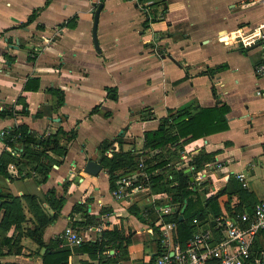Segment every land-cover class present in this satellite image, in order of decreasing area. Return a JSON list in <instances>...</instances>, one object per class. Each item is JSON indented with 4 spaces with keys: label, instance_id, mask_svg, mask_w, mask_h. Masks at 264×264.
I'll return each instance as SVG.
<instances>
[{
    "label": "crops",
    "instance_id": "obj_1",
    "mask_svg": "<svg viewBox=\"0 0 264 264\" xmlns=\"http://www.w3.org/2000/svg\"><path fill=\"white\" fill-rule=\"evenodd\" d=\"M45 2L0 0V156H11L6 174H0V191L20 202L7 213L0 203V264H43L40 249L44 246L45 251L46 246L39 245L28 229L38 225L37 213L50 217L56 210L57 216L39 230L45 243L58 237L60 245L66 243L63 233L70 226L80 242L97 240L103 246L72 253L64 264H100L104 255H120L113 243H118L127 224L132 233L123 242L126 256L114 264H149L159 244L170 252L185 248L188 239L176 240L175 225L162 227L169 221L167 214L155 220L159 234L129 209L166 201L164 194L169 192L153 190L150 178V195L142 190L116 199L106 167L91 175L83 166L87 158L101 162L99 145L107 140L111 145L107 155L130 150L137 160L133 171H140V158L149 167L156 160H146L162 154V149L147 148L144 132L155 129L169 109L188 103L229 107L226 129L184 142L164 165L153 167L157 171L152 176L173 178L170 169L195 166L201 152L211 153L210 161L223 163L200 185L194 177L191 180L199 189L208 184L201 196L214 194L217 210L214 213L205 204L206 214L192 221L193 231L210 228L220 235L226 221L248 211V199L254 204L264 200V95L256 93L264 86V75L254 69L264 59V44L257 39L264 31V0ZM99 3L97 49L92 25ZM33 78H38V87L26 89V81ZM53 89L62 90V103H57ZM19 124L28 127L27 141L17 140L13 133L14 148L4 137ZM53 135L65 146L63 152L45 149L54 158L52 166L32 167L35 162L23 155L26 146L42 149L34 139ZM125 143L131 146L125 148ZM237 171L245 173L246 186ZM50 190L62 197L58 208L49 200ZM259 240L261 251L264 235Z\"/></svg>",
    "mask_w": 264,
    "mask_h": 264
},
{
    "label": "trees",
    "instance_id": "obj_2",
    "mask_svg": "<svg viewBox=\"0 0 264 264\" xmlns=\"http://www.w3.org/2000/svg\"><path fill=\"white\" fill-rule=\"evenodd\" d=\"M49 0H46L47 3ZM142 1V0H138ZM41 8L37 7L33 10V12L28 16L27 20H31L36 14L37 10ZM149 20V19H148ZM28 57H32L30 54ZM31 80L36 81V84H31ZM38 78L28 79L25 83L26 89L37 88L38 87ZM212 91L214 96H216L215 88L212 87ZM53 92L57 95V103L60 104L63 102V92L60 89H53ZM113 97L116 94H112ZM192 103H188L182 107L169 109L168 114L165 117H162L158 123V126L153 130H147L144 132V145L147 148L155 149L161 148L162 154H153L150 158L146 160V162H152L156 160L152 165H149L147 170L152 169L155 166H162L166 163L167 159L173 157L178 151L180 147H182L184 142H187L192 139H196L213 132H217L220 130H224L228 127L226 113L229 110V107L226 103H221L220 105H212V106H200L193 105ZM28 127L25 124H19L10 130V133L4 137V140L11 146L15 147L14 143L10 141V137H12L13 133L17 134V140L27 141V131ZM74 132L71 131L70 135H73ZM12 135V136H11ZM35 143H40L43 148L42 149H31L26 146V149L23 151V155L35 162L32 165L34 168L40 167H51V161L54 160L48 153H45V149H52L57 153H62L65 146L60 145L58 138L56 135L49 136L47 138L36 137L34 139ZM110 142H113L112 140ZM111 148V145L107 142V140L102 141L99 145V148L102 149V155L100 157V163L103 167H106L109 174V182L111 188L114 186V182L118 176L129 173L135 169H137V160L135 154H133L130 150L124 151L119 149L117 151H112L111 155H107L105 150ZM164 157L160 159V157ZM196 165L195 168H199L203 165V163L210 161L213 159V155L207 152H201L196 156ZM11 159V156L8 153H4L0 156V174H6V166L8 161ZM57 162V160H55ZM20 168V165H18ZM171 172L174 173L173 178L168 177L166 174L155 175L151 177V186L153 190H164L169 192L171 195L172 202L179 204L178 211L167 214L165 216L166 220L174 221L176 224V240L183 243L187 240L193 231V223L194 219H202L205 216V204H209L215 213L216 205H215V195L211 194L205 198H202L201 192L208 191L207 188L203 185L202 189L190 180L189 176L186 174L183 168ZM43 172H46L44 170ZM170 172V173H171ZM172 179H175L176 183L172 182ZM173 183V184H172ZM205 183V182H204ZM49 200L52 204L55 205L56 208L59 207L60 202L62 201V197H56L54 190H50ZM8 198L6 200H2ZM0 203L3 205L5 212L9 211V209L18 208L20 202L18 198L10 193H6L0 191ZM161 202V201H156ZM207 202V203H205ZM185 204L184 210L182 212V218H178V213L182 205ZM246 210L252 211L254 207V202L246 203ZM130 211L141 221L149 224L153 229H155L160 234V229L157 225H155V220L158 218L157 213L154 211L153 206H147V216L142 215V210L137 206L129 207ZM58 211H54V213L49 217L44 213H37V222L36 225L32 229H28V233L36 237V240L39 245H45L46 250L42 253V263L43 264H64L67 262L68 256L72 253H79L84 251L93 252L96 248H103L102 244L95 241H82L75 243H63L60 245L62 238L58 237L52 239L49 243H45L40 234L39 230L43 224L52 220L57 216ZM16 215L17 218L21 219L23 214L18 212ZM111 232H115L114 230ZM132 233V228L130 224H127L122 229V237L119 239L118 243H113V247H117L120 252V255L117 253L107 254L101 257L100 264H114L120 258H125V245L123 242H128L130 240V235ZM218 234V232H216ZM264 235V229H262L256 236L253 248L258 250L261 248L260 236ZM117 239V237L115 238ZM115 242V241H114ZM162 247L159 244L156 253L151 257L149 264H156V259L159 254L162 252ZM117 252V251H116Z\"/></svg>",
    "mask_w": 264,
    "mask_h": 264
},
{
    "label": "built area",
    "instance_id": "obj_3",
    "mask_svg": "<svg viewBox=\"0 0 264 264\" xmlns=\"http://www.w3.org/2000/svg\"><path fill=\"white\" fill-rule=\"evenodd\" d=\"M264 44V31L257 37ZM258 76L264 75V59L254 66ZM256 93L264 95V86L257 87ZM3 133V130L0 131ZM223 167L218 160L207 161L199 168L189 166L192 176L200 183L208 173H214ZM139 170L131 171L117 177L114 186L110 189L112 196L116 199L130 198L131 195L147 190L148 182L157 169L147 170L145 163L138 159ZM236 177L243 186L247 185L246 175L243 171H237ZM147 195V194H146ZM150 195V193H149ZM168 199L163 202H152L154 211L160 218L163 214L178 211L179 204L170 201L171 195L164 194ZM145 198H147L145 196ZM142 215L147 216L146 208H142ZM162 227L176 226L174 221H164ZM221 234L210 228H200L193 231L188 238L185 248L173 249L172 254L168 249H163L156 259V264H207L214 260L213 264H253L264 262V250L258 251L253 248L257 234L264 229V200L257 202L252 211H242L238 217L226 221ZM160 234H162L160 229ZM63 236L66 243L79 242L80 238L73 232L70 226L66 227ZM119 264V263H116Z\"/></svg>",
    "mask_w": 264,
    "mask_h": 264
},
{
    "label": "water",
    "instance_id": "obj_4",
    "mask_svg": "<svg viewBox=\"0 0 264 264\" xmlns=\"http://www.w3.org/2000/svg\"><path fill=\"white\" fill-rule=\"evenodd\" d=\"M101 7H102V4L99 3L98 6L96 7V9L94 10L93 25H92L93 42H94V45L96 46L97 49H98V41L96 38V26H97V21H98V14H99ZM102 167H103V165L100 162H98L92 158H87L85 161V164L83 166V171L88 173V174H91V175H96ZM184 171L189 176L190 180H192L193 176H192L190 168L186 167V168H184ZM184 207H185V204H183L179 210V213H178L179 219L182 218V212L184 210ZM44 249H45V247L42 246L40 249V255L43 253ZM170 254H172V251L170 252Z\"/></svg>",
    "mask_w": 264,
    "mask_h": 264
},
{
    "label": "rangeland",
    "instance_id": "obj_5",
    "mask_svg": "<svg viewBox=\"0 0 264 264\" xmlns=\"http://www.w3.org/2000/svg\"><path fill=\"white\" fill-rule=\"evenodd\" d=\"M140 144H141V139L139 137H137L136 138V146H139ZM130 146L131 145H129L128 143H125V145H124L125 148H129ZM198 185H200V184L198 183ZM204 186H205V188H207V190L209 189L208 184L206 182L204 183Z\"/></svg>",
    "mask_w": 264,
    "mask_h": 264
}]
</instances>
